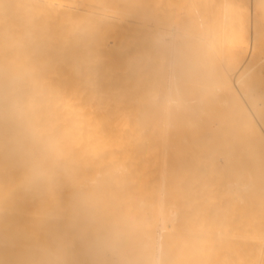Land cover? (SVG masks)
I'll list each match as a JSON object with an SVG mask.
<instances>
[{
    "label": "bare ground",
    "instance_id": "1",
    "mask_svg": "<svg viewBox=\"0 0 264 264\" xmlns=\"http://www.w3.org/2000/svg\"><path fill=\"white\" fill-rule=\"evenodd\" d=\"M239 7L0 0V264H264V36L241 94Z\"/></svg>",
    "mask_w": 264,
    "mask_h": 264
},
{
    "label": "rangeland",
    "instance_id": "2",
    "mask_svg": "<svg viewBox=\"0 0 264 264\" xmlns=\"http://www.w3.org/2000/svg\"><path fill=\"white\" fill-rule=\"evenodd\" d=\"M239 2H240L239 8L241 11V17L239 19V27L243 32L244 37L247 41V48H246V55L240 59H235L233 63L230 65L229 73L232 77V80L236 82V84L238 78L243 73H245L246 70H248V68H250L261 55L260 54L258 56L251 57L252 48L256 40L259 39V37L264 36V0H239ZM260 65H264V61H262V63L260 64H256L253 67H251L244 75L258 69ZM237 89L241 94L244 93V88L242 87V85L237 84ZM256 108L264 114L263 98H256ZM257 120L264 133V120H261L259 117H257ZM225 200L226 199H224V197H221L218 200H216L214 205L216 224H213V222L211 221V223L209 224L211 227H212L211 224L217 227L218 223L225 222V220H227L228 217L230 216V211H231L230 204H228V202H226ZM209 222H207V224ZM209 225H207L206 227H208ZM219 241L224 242L227 246H230V248L234 249V252L236 253L235 257L237 259L242 258V249L238 244H232L231 242L225 241L224 239H220V237H218V240L215 239L216 243H219ZM230 256L233 257L232 254H230Z\"/></svg>",
    "mask_w": 264,
    "mask_h": 264
}]
</instances>
